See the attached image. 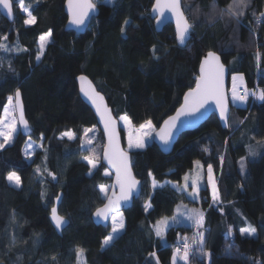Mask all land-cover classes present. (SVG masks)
Segmentation results:
<instances>
[{
  "label": "trees",
  "instance_id": "obj_1",
  "mask_svg": "<svg viewBox=\"0 0 264 264\" xmlns=\"http://www.w3.org/2000/svg\"><path fill=\"white\" fill-rule=\"evenodd\" d=\"M94 2L98 15L84 35L66 31L65 0H25L36 17L31 26L24 23L27 15L17 3L13 23L0 14V40L7 36L11 46L21 49L0 53V118L8 97L14 98L19 89L31 130L28 137L19 132L14 143L0 151V264H77L78 248L83 249L84 264H174V249L185 243V237H193V228L171 226L163 238L155 229L158 221L175 215L181 202L201 207L204 252L211 253L199 257L200 247L189 241L193 250L188 264H264V101H249L246 108L231 104L229 130L212 116L197 131L183 134L171 155H164L154 143L130 152L142 193L131 209L122 212L123 233L103 248L111 222L107 228L97 227L92 218L105 202L99 186L109 187L113 177L104 175L108 170L101 159V132L92 147L100 157L97 169L92 171L82 160L84 130L98 126L77 85L81 75L90 79L119 122L127 115L140 126L155 114L157 129L193 88L201 59L209 51L229 68L228 88L231 76L241 74L250 91H260L264 89V17L260 16L264 0H251L238 21L219 14L231 0H216L215 11L212 0H183L193 24L185 48L178 47L171 25L156 32L151 18L154 0ZM125 20L130 22L127 26ZM49 30L51 43L37 61L39 37ZM66 131L73 132L75 139H61ZM28 139L43 144L32 161L24 154ZM250 148L255 155L249 154ZM197 160L206 169L211 165L218 178L217 206L208 187L202 189L200 202H193L171 186L181 184ZM10 172L20 176L19 188L9 184ZM153 179L163 186L153 188ZM59 193L63 194L60 215L70 221L62 236L49 220ZM249 225L256 229L255 236L241 235L240 230Z\"/></svg>",
  "mask_w": 264,
  "mask_h": 264
},
{
  "label": "snow or ice",
  "instance_id": "obj_2",
  "mask_svg": "<svg viewBox=\"0 0 264 264\" xmlns=\"http://www.w3.org/2000/svg\"><path fill=\"white\" fill-rule=\"evenodd\" d=\"M13 3H17L21 10L26 13L27 19H25V24L35 23L36 17L32 15V11L25 6V0H0V6L7 11L9 17L13 14ZM108 4H114L115 0H106ZM251 0H231V3L227 5L226 8L219 9V14L221 17L228 16L233 19H237L245 14V10L249 7ZM68 12H69V24L75 26L76 28H82L85 26L86 21L89 19V14L93 12L97 4L94 0H67ZM212 10L217 9L216 0H212ZM186 8L182 6V0H155L152 11L157 14V24L161 23L162 17L165 16V13L168 12L175 19L176 25V39L180 44H184L186 39L189 37L190 30L193 28V24L189 21L188 17L185 15ZM261 17H264V12L260 13ZM130 22L128 20L124 21V25L127 26ZM121 33H124V27L121 28ZM52 36L51 30L44 35L39 37V48L40 55H37V61L40 60L41 55L46 47V44L49 42V38ZM3 40H7V36L3 37ZM13 49L9 48L6 43L0 42V51L10 52ZM153 53L155 54V46L153 47ZM259 53H257V60L259 61ZM11 70V66H10ZM223 73L224 65L220 63V57L212 51H209L206 58L203 60L200 66V75L197 77L195 89L189 91L184 96V104L176 111L174 116L169 117L164 121V127H162L157 136L160 140L167 145L173 135V130L177 126V122L180 121L181 117L191 116L198 113L202 108L209 103V101H214L216 107L220 111V118L224 121V124L227 125V102L223 87ZM80 81V91L87 97L96 108V112L100 117V121L104 125V132L108 137V145L104 149L103 158L115 169L116 184L111 186L112 189H119V195L113 190L112 195H109V188L104 185L99 186V191L103 194V199L107 202L104 203L103 207L97 208L94 215L97 218L102 220H108L111 216L112 224V234L106 236L103 239L102 247L109 246L112 244L115 236L123 231L125 225L122 214L119 213V208L121 207V202H128L132 199L134 194H138V185L140 182L135 179L131 173L129 166V161L127 155L120 150L118 144V137L116 133L115 121L113 120L110 111L107 106L104 104V98L95 91L92 87L91 82L87 80V77L81 75L78 77ZM239 79L240 83H243V76H233V87H232V100L245 102L248 99L249 95L256 96L260 101H264V89L260 90L257 94L256 92H249L247 88L244 89L243 93H239L237 90L236 81ZM20 90L17 89L15 92V104H13V97H8V106L4 108V116L0 118V137L3 138V141L0 142V149H3L8 143L12 141L13 134L17 131V119L15 113L17 109L19 110V123L23 125L24 129L29 130L28 121L24 117L23 106L20 102ZM121 120L125 122L126 125H130L131 121L127 115L121 116ZM148 131L145 132L144 130ZM152 121H147L145 124H141L140 128L136 130L139 132V135L135 137L132 133H129V147L143 148L144 135H150L154 131ZM93 132V129L87 128L84 130L86 140L81 143V151H89L93 155H98L95 152L94 148H86L85 145H92L93 136H88V133ZM67 137L69 140L75 139V135L71 131H66L61 134V139ZM43 141V135L41 136ZM29 148L32 147L31 144L28 145ZM41 147L43 144L41 143ZM207 151V149H205ZM250 155H255V152L250 148ZM26 157L30 158V154L26 151ZM223 158H221L222 160ZM83 160L91 166L92 169L97 168V163L92 158V156L85 155ZM241 170L243 171L245 167L244 159H241ZM197 168H201V162L199 160L195 161ZM47 170V169H45ZM37 172H40V168H37ZM208 182L212 186L213 190V201L218 200V192L216 189L215 181L213 179V169L211 165H208L207 168ZM48 175L52 177L53 180H56V176L49 172ZM104 175H110L108 171H105ZM151 175V173H150ZM199 173L197 174V178ZM197 178L192 179L191 181V192L189 195L195 196L198 194ZM8 181L14 183L16 186H19L21 183V178L17 175L16 172H10L7 176ZM185 184L183 190L187 191L189 184V176L184 177ZM153 188H156L157 182L153 179ZM179 187V186H175ZM43 196V193L41 194ZM56 200L59 202L61 200L60 196L56 197ZM182 215L186 216L188 220L193 221L197 229L203 228L204 224V214L201 211L195 209L186 211ZM51 220L54 222L57 229L62 228L66 223L65 217L58 214L57 208L52 207L51 209ZM172 220L175 222L177 217H172ZM168 226V218H164L161 221H158L156 226V235L162 237V232L165 227ZM256 229L249 225L247 228H242L240 230L241 235L247 233L251 236L255 234ZM197 243L200 246V251L204 255L210 256L211 253L204 252V233L198 231L196 234ZM15 245V238L12 240V246ZM190 245L187 243V238L185 237V243L183 245V253L181 255V249L178 247L173 253V262L175 264L176 258L179 255L180 258L187 264L188 253ZM155 255L154 253L152 254ZM77 264H80L81 258L83 256V249H76ZM254 264H261V262H254Z\"/></svg>",
  "mask_w": 264,
  "mask_h": 264
},
{
  "label": "water",
  "instance_id": "obj_3",
  "mask_svg": "<svg viewBox=\"0 0 264 264\" xmlns=\"http://www.w3.org/2000/svg\"><path fill=\"white\" fill-rule=\"evenodd\" d=\"M155 3V0H154ZM154 5V4H153ZM182 6H183V0H182ZM153 8V7H152ZM98 7H96V9L91 12L89 14V19L86 21L85 26L82 28H76L73 25L69 24V12H68V5H67V0H65V4H64V12L65 15L67 17V24H66V31H71L76 33L77 35H84L88 29L89 26L91 25V22L93 20V18L97 17L98 15ZM0 14L1 16L7 20L9 23H13L15 20V11H14V3H13V14L11 17H9V15L7 14V11L5 9L2 8V6H0ZM186 15V14H185ZM151 18L155 21V29L157 33H161L163 31V29L165 27H167L168 25H171L174 29V33H175V37H176V25H175V19L171 16L170 13L166 12L165 16L160 18L161 19V23L157 24V14L153 13V11L151 10ZM192 29L190 30V34L189 37L186 39L184 44H180L179 41L176 39V43L178 45V47L180 48H185L188 43L191 41L192 39ZM208 54V53H207ZM207 54L201 59L200 62V66L201 63L203 62V60L206 58ZM218 55V54H217ZM219 56V55H218ZM220 57V56H219ZM220 63H222L224 65V73H223V87H224V92H225V97H226V102H227V117H228V122L227 125L224 124V121L221 120L220 118V111L219 109L216 107V104L214 101H209V103L207 105H205L204 108H202L198 113H196L195 115H191V116H186V117H181L180 121L177 122V126L176 128L173 130V135L172 138L170 140V142L165 145L159 138V136H157V132H159V130L164 127V121L167 120L169 117L174 116L176 114V111L184 104V96L191 90L195 89L196 87V82L193 86V88H191L190 90H188L183 98H182V102L181 105L176 109V111L169 116L167 119H165L163 121V123L160 125V127L157 129V131L154 134V138H153V143L160 149V151L164 154V155H171L175 149L176 144L178 143L180 137L185 134V133H189V132H194L197 131L201 126H203L212 116H216L218 121L220 122V125L222 127V129L224 130H229V122H230V117H231V112H232V107H231V103H230V98H229V79H230V71L229 68L223 63L221 57H220ZM200 66H199V71H198V76L200 75ZM88 81L91 82L92 87L95 89L96 92H98L103 98V102L104 104L107 106L108 110L111 113V116L113 118V120L115 121V127H116V133H117V137H118V144H119V148L121 151H123L127 157H128V161H129V166L131 169V173L132 175L135 177L133 168H132V155L130 152H128L126 150V148L124 147L123 144V140H122V135H121V126H120V122L115 118V116L113 115L112 110L109 108V105L104 97V95H102L96 88V86L92 83V81L90 79L87 78ZM197 81V79H196ZM77 85H78V90H79V95L81 100L91 109L93 115L95 116L96 122H97V126L99 131L102 133L103 135V139H104V148H103V152L104 149L107 147L108 145V137L107 134L104 132V125L103 123L100 121V117L96 112V108L95 106L92 104V102L84 96V94L80 91V81L79 79H77ZM21 93V92H20ZM20 102L23 106V112H24V117L26 119V113H25V106H24V102H23V98H22V94L20 96ZM14 104H15V96H14ZM16 119H17V123H18V127H19V132L22 136L24 137H28L31 134V130L29 127V130H25L23 125L19 123V110L17 109L16 111ZM27 120V119H26ZM29 126V124H28ZM103 152H102V164L103 166L110 172V174L113 176V185L116 184V177H115V169L108 164V162L103 158ZM136 180H138L135 177ZM139 181V180H138ZM140 184L138 185V194H134L132 199L128 202H121V207L119 208V213H122L123 211H127L129 209H131L133 207L134 201L137 200L141 193H142V183L141 181H139ZM112 185V186H113ZM115 191L117 195H119V189H112L109 193V195H112V191ZM61 197V200L58 202L56 199L54 200V206L57 208L58 214L60 215L59 212V208L62 202V198H63V194L59 193V195ZM107 201L105 200L104 203H106ZM104 205V204H103ZM103 207V206H102ZM93 222L97 227H103V228H107L110 225L111 222V216L109 217L108 220H102L100 218L95 217V215H93ZM49 220H50V224L53 227V229L56 231V233L59 236H62L63 231L70 225V221L65 218L66 223L62 226V228L57 229L55 227L54 222L51 220V210H50V216H49Z\"/></svg>",
  "mask_w": 264,
  "mask_h": 264
},
{
  "label": "rangeland",
  "instance_id": "obj_4",
  "mask_svg": "<svg viewBox=\"0 0 264 264\" xmlns=\"http://www.w3.org/2000/svg\"><path fill=\"white\" fill-rule=\"evenodd\" d=\"M104 2V3H106V0H96V2L97 3H99V2ZM17 7H19L20 8V6L17 4ZM21 9V8H20ZM23 12V11H22ZM25 13V12H24ZM26 14V13H25ZM28 18V17H27ZM34 24V23H33ZM33 24H26L27 26H31V25H33ZM0 42H3V43H6L8 46H9V48H11V49H13L12 51H10L11 53H19L20 51H21V49H20V47L18 46V45H14V46H11L10 44H9V42L6 40H3V38L0 40ZM51 43V37L49 38V42L46 44V47H45V49H44V51H43V54L45 53V51H46V49H47V47H48V45ZM10 52H4V51H0V53H4V54H8V53H10ZM43 54L41 55V56H43ZM233 76H237V77H239V76H241V74H234V75H232L231 76V80H230V88H229V98H230V102H231V104H232V106H234L235 108H246L247 106H248V103H249V101H251V102H254L255 100L257 101V102H262V101H260L259 99H257V97L256 96H253V95H249L248 96V99L245 101V102H240V101H233L232 100V87H233V80H232V77ZM236 84H237V90H238V92L239 93H243V91H244V89L245 88H247V86H246V83H245V80H244V77H243V83L241 84L240 83V81H239V79L236 81ZM248 89V88H247ZM249 90V89H248ZM249 92L251 93L252 91H250L249 90ZM253 92H256L257 94L259 93V89H254L253 90ZM13 104H14V98H13ZM8 106V105H7ZM6 106V107H7ZM153 113H156V112H153ZM3 116H4V111H3V114H2V118H3ZM15 116H16V113H15ZM155 114H153V118H151L150 119V121H152V124H153V127H154V131H152L151 132V134L150 135H144V137H143V140H144V147L143 148H136V147H129V133L131 132L132 133V135L135 137L136 135H139L140 133L139 132H137L136 130H138L139 128H140V126H136V125H134L132 122H131V124L130 125H126L125 124V122L123 121V120H121L120 119V126H121V128L124 130V132H125V138H126V150L128 151V152H135V151H141V150H144L147 146H149L150 144H152L153 143V138H154V134H155V132L157 131V128H156V124H157V121H155ZM149 121V120H148ZM17 131L13 134V138H12V141L10 142V143H8L3 149H5V148H7V147H9V146H11L13 143H14V140H15V138H16V136L19 134V127H18V123H17ZM145 132H147L148 130L147 129H145L144 130ZM98 132H100L98 129H93V132H90V133H88V136H93L94 137V139H93V143H92V145H85V147L86 148H92L93 147V145H95L96 144V141H97V137H98ZM64 138H66V139H68L67 137H64ZM87 139V137H85V133L83 134V141L84 140H86ZM69 140V139H68ZM74 140V139H73ZM3 141V138L2 137H0V142H2ZM29 144H31L32 145V147L31 148H29L28 147V145ZM104 148V147H103ZM3 149H0V151H2ZM42 150V147H41V143H34L31 139H28L27 140V142H26V145H25V147H24V154L26 153V151L30 154V158H28V157H26L27 159H28V161H32L33 159H34V156H35V153L36 152H38V151H41ZM84 153H85V155H89V156H92V158L95 160V162L97 163V167L99 166V159H100V157H99V155H93L91 152H89V151H83ZM96 152V151H95ZM96 154H97V152H96ZM26 156V155H25ZM101 159H102V156H101ZM82 160H83V157H82ZM83 161H85V160H83ZM86 163H87V161H85ZM97 169V168H96ZM213 169V168H212ZM95 169H92V171H94ZM244 170V169H243ZM109 172V171H108ZM110 173V172H109ZM199 173V176H198V178H197V174ZM111 175V174H110ZM110 175H108V176H110ZM187 176H189V181H188V184H189V187H188V190L187 191H184L183 190V186H184V184H185V181H184V179H183V181H182V183L181 184H171V186L175 189V190H177L178 192H180V193H184L191 201H193V202H200V200H201V191H202V189L204 188V186L205 187H208L209 188V190H210V192L211 193H213V190H212V186L209 184V182H208V174H207V169L206 168H204L203 166L201 167V168H197V166L195 165L194 166V169L192 170V171H190L188 174H186ZM112 176V175H111ZM113 177V176H112ZM194 178H197V186H198V189H199V191H198V194L197 195H195V196H191V195H189V192H191V181H192V179H194ZM213 179H214V181H215V185H216V187H217V182H218V178H217V176H216V174H215V172H214V170H213ZM9 182V184L11 185V186H13V187H16V188H19L20 187V185L19 186H16L14 183H12V182H10V181H8ZM113 185V184H112ZM112 185H110L108 188H109V193H110V191H111V186ZM158 186H163V184L162 185H160V184H157ZM157 186V187H158ZM175 186H179L178 188L177 187H175ZM101 195H102V197H103V194L101 193ZM212 199H213V197H212ZM217 201V200H216ZM214 202V201H213ZM215 206H217V203L216 202H214L213 203ZM192 209H195V210H197V211H201V212H203L202 211V209H201V207H199V206H190V205H187V204H185V203H183V202H181L178 206H177V208H176V210H175V217H177V220L174 222L173 220H172V218H168V226L167 227H165L164 229H163V232H162V236H164L165 235V233L167 232V230H168V228L169 227H171V226H176V225H184V226H186V227H189V228H193V230H194V234H193V237H191V238H187V243L189 242V241H192L193 240V243H194V246H199V244L197 243V239H196V234H197V232L198 231H204L202 228L201 229H197V227L195 226V224L193 223V221H191V220H188L187 218H186V216H184V215H182L183 213H185L186 211H189V210H192ZM148 210H149V207H148ZM120 214H122V213H120ZM173 216V217H174ZM122 217H123V214H122ZM123 220H124V217H123ZM124 225H125V220H124ZM111 227H112V224H111ZM125 228V227H124ZM123 231H124V229H123ZM123 231H121L119 234H117L116 236H115V239L113 240V242L123 233ZM204 233V232H203ZM110 234H112V230H111V233ZM109 234V235H110ZM247 234V233H246ZM247 236H249V235H247ZM251 236H255V234H253V235H251ZM112 242V243H113ZM193 243H191V244H189V245H191L190 246V248H189V250L191 251V250H193ZM111 245V244H110ZM183 245H184V243L183 244H181L180 246H179V248L181 249V252L183 253ZM106 247H108V246H105V247H103V248H106ZM200 247V246H199ZM190 251H189V253H188V261H187V264L189 263V260H190ZM174 252H175V249H174ZM173 252V253H174ZM182 253H181V255H182ZM199 257H203L204 256V254H202L201 252H200V254L198 255ZM174 263V262H173ZM177 263H183V264H185V262L180 258V256L178 255L177 256V258H176V261H175V264H177ZM80 264H84V262H83V260L81 259V261H80Z\"/></svg>",
  "mask_w": 264,
  "mask_h": 264
}]
</instances>
